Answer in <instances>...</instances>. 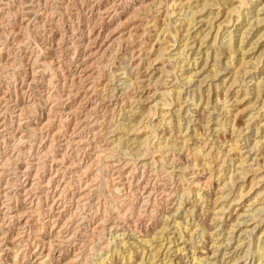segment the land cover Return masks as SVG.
Here are the masks:
<instances>
[{
    "label": "bare ground",
    "instance_id": "6f19581e",
    "mask_svg": "<svg viewBox=\"0 0 264 264\" xmlns=\"http://www.w3.org/2000/svg\"><path fill=\"white\" fill-rule=\"evenodd\" d=\"M39 1L45 3L44 7L41 10V13L42 14L47 13L48 15L51 16V18H53L52 16H53V14H55L54 13L55 10L48 9V7H47V1L48 0H37L36 2L38 3ZM57 1H59V0H57ZM257 1L258 0H179V1L178 0H172L171 1L172 3L168 2V9L165 10V14L163 13L164 14V17H163L164 22H162L163 24L166 23V25H168V22L166 21L167 17H169V15L173 16L177 11L176 10L177 8L175 9V7H174L175 5H180L182 7V9L185 8L184 7L185 5L191 7L190 11L186 12L187 14L185 13L186 17L184 16V19H183L184 22L182 21L183 22L182 25L184 26V29L183 30L181 29L182 32H180V34L181 33L182 34L180 36L181 37L180 41H182L183 43H181L179 45L182 47L181 48L179 47L178 48L179 51L177 52L178 54L173 55V57H172L175 59V64L177 63V65H174L171 69H165V67L162 68L163 65H162V67H161V65L156 66L152 70L157 69L156 71H159L158 77L156 76V77H154V79H152L153 77L149 78V76H148L149 79H147L145 77L147 79V80H145L140 75L142 73V71H140V69H139L141 66L140 65L141 61H142L141 59H140L141 61L136 62V64L135 65L133 64V66H128V64H130V63H126V64L124 63V65L121 66V69H123V71L119 72V73H122L120 76L121 78L119 80H121V79L123 80L120 83L124 84V86L118 90V91H120V93H118V91H117L115 94L113 93L112 95L114 97H116L117 93L120 94L118 96L121 100H119V98L117 99V97H116L115 98L116 99L115 105H118V107H119V109L117 108L118 114L121 115L122 111H125V114L122 118H119V119L116 118L115 120H113V119L109 118L108 123L105 125H103V123L101 125H99L100 123L98 121V117L91 118V117H93V116H91L92 113L96 111L98 104H99L98 103L99 101H94V99H95L94 98V94H95L94 77L96 75L95 74L96 70L94 69L93 66H95L97 63H100V62L102 64V60H103L104 55H106V52H108L112 48H114L115 45L117 43H119L120 41H123V40L133 41L134 38L139 37V35H141V33L138 34L139 29H141L140 26H141V24H144V23H138V24L131 25L130 29H128L126 31H121L118 35H115V33L118 30L119 26L122 25L124 22L128 23L130 21H133L134 19L136 20L138 18L137 16H138L139 12H142V13L150 12L151 9L154 6H156L157 3L162 2L161 0H152V1L149 0L148 2L141 0L138 4L136 2V4H137L136 6L133 5L134 8L130 7L129 9H127L126 7H122L123 9H121V10H119V8L116 5H114L113 1H112L113 4L111 2H109V3H111L110 6H109V4L107 6L105 3L102 4V3L96 2L92 6L90 5L92 7L93 11L91 12V17L88 15L89 16L88 18L86 16L80 15V13L83 12L82 8H81L82 5L80 7L79 6L77 7V8H80V11H76L74 13H73V11L72 12L67 11L68 9H65L64 11H63V9H60L61 17H59V19H58L59 22L58 21L49 22L51 24V26L46 28V29H50V31L52 32L51 35H53V37L51 36L49 41L43 40V42H44L43 46L40 44H37V47L39 46V48H41V49H44V47H45L47 54H48L47 56H45L46 58L43 60H40L41 62H39L40 64H38V66L39 65L42 66L41 69L37 70L36 65H35L39 61L40 57L34 59V61L32 60L33 61L32 64L29 62L24 63V66H26V68H28V67L31 68V71H28L29 69L25 70L26 69L25 68L20 73L21 75H18V78H20V80H19L20 85L18 86L19 83L15 84V86H14L15 89H12V90H10V88L6 87L5 91H3V93L0 94V136L4 135V133L5 134L11 133V135L13 136L14 130H17L18 133L21 132V136L24 135L23 130H24V132H25V130H30V131L32 130L33 132L35 131V133L36 132L41 133L43 131L45 132L46 130L49 129V127H47V126L50 123V116H47L46 120H42L41 117L39 118V116H42V113H41V115H38V111H39L37 109V104H39V103H37L38 100H37V98H34V96L32 95L33 93H30V95L28 93L30 91L33 92V89L37 86L36 84L39 83V80L37 79V76H36L37 71H39V70H45L46 71L49 69H50V71H55L56 69H57L56 71H58V70L62 71L63 70L64 72L62 73L61 77H63V75L67 73L64 76L63 84L66 85V82H67L66 80L68 79V81H70L69 88L67 91H65V92L63 91V93L60 91V93H57L55 97H57L59 105L61 103H63L62 109H65L70 104H71V107L69 108V110L66 113L62 112L63 110L57 111V113H60L63 116L65 115L66 116L65 118H67V119H73L74 125H72L71 128H68L67 127L68 125L66 126L69 129L70 134H66L64 132V129L62 130L60 128L53 130L52 135L54 136L55 139H57L56 137L59 135H64V138H62L61 142L59 143L60 146L58 148L61 150V152H59V153L55 152L56 148L54 147V143H50V142H49V144H47L48 147L44 151H43V149H41V151L45 154H48L47 152H49V151H53L52 154H54V152H55L54 156L53 155L52 156L54 157L55 160H57V162L60 161L62 163L67 161L66 157H67V155H69V154L66 155L65 149L72 147V145H76V147L78 149L82 148L86 152L88 151V149L101 150L97 154L93 153L95 155V158L94 159L92 158L93 160H91V159L89 160L90 162H88V163H90V165H92V163H94L95 160L98 159V156H100V154L103 152L105 153V155L107 157L110 156L111 158L113 157L112 155L120 153L122 156H124V161L126 160L125 157L129 158V160L127 159L128 161H130V158L134 159V160L132 159L133 162H128L127 160H126V162H123V159L121 162V161H119V160H121V158L119 160H117L119 162H117L115 160H114V162L109 161V163L104 161L103 165H104V168L107 167L110 170L111 169L113 170L112 177H111V179H109V181H112L111 182L112 185H110V184L108 185V186H111L110 189L112 191H115L118 193V192H122V191H119L121 189L129 190L128 192H130L132 195H136L139 199V202H141L140 205L138 206V208H137V206L134 208L131 207L132 209H129V208L124 209L123 208L120 212V214H121L120 219H118L117 222L115 221L116 222L115 227L125 228L129 232L132 231L133 234L138 235L139 245L130 244V245L126 246L127 241L122 240L120 242H123L122 244L125 247H123V248H121V247L118 248V246L113 247L114 254L113 253L109 254V253L104 251L105 252L104 255L103 256L101 255L99 257L100 260L96 264H116L115 263L116 258L113 259V256H112V255H114V257H115L116 254H119V257H120L119 260H122V261H120L122 264H171L172 262H174V264H185V263L186 264H205V262H209V261H210L209 263H212V260L214 259L212 257V255H216L215 252L214 253L211 252L212 253L211 254L210 251L206 249L208 247V245L199 247V246H197V243L199 241H203L205 243L212 242V240H209V239L210 238L212 239V237H213L211 229L214 228L213 227L214 225H212L209 220L214 221V219H216L217 221H220V222L225 221L224 220V217H225L224 213H225L226 209H228V208H226V206L223 204L220 207H218V209H217L216 208L217 206L215 207V205L218 202L217 199H220L223 196L222 190L228 185H232V187H233L234 183H235L233 176H232L234 173L232 175L229 174V176L227 175V177L226 176L224 177V174L226 173V172L224 173V170H225L224 163H226L225 159H227L226 156H229L230 153L235 151V152L239 153L238 158L241 160L240 162L242 164H245L244 162H245L246 158L243 157L244 153L242 154V151H241L242 149L239 150V147H238L239 145L236 144L238 139H235L234 142L229 143V148L225 152H223L224 149L222 150L223 147L221 145V142L219 145L218 133H217V137L215 139L213 137L211 139H210V137H208L207 129H209V128L212 129V124H210V121L212 119L210 118L209 109H207V107H204V108L202 107L203 108L202 111H198L200 109L191 110L192 109L191 107H189L187 109L189 112L190 111L192 113L194 112V114L192 116L193 119L190 117V120L192 119V121H193V126H194V124L195 125L199 124V125L196 127L195 126L192 127L190 129V131H192L191 133L187 132L188 128L190 127V125L189 126L187 125V130L185 131L184 134H182V132H183V129L181 127V120L182 119L178 116V114H180V111L182 108V105H181V100H182L181 90L182 89L180 90L179 88L176 89L174 87L170 88V87L166 86V89H163V90L160 89L162 91L161 95H163V98L159 97V99H158V97H157V100H155L156 97L155 98L153 97L155 92L150 94L151 90L147 91L149 88L146 90V87H148L151 84L154 85V83L156 84L157 81L162 80L161 82H164L163 81L165 79L164 77H168V76L163 75L164 72H169V74H170V71H172L174 69H175V71H177L176 68L179 70H183L185 62L188 65L187 59H190V56L192 55V53H197V51H198V53L201 54L202 52H204V54H206V57H205L206 62L204 61V64H205V66L206 65L211 66L210 67L211 68L210 74H212V77L213 76L217 77V75L222 70L221 68L223 66H225V65H228V67L230 66L231 71H229V72L231 74L229 75L230 78L228 80V82L229 81L230 82L227 85L224 84V82L226 81L225 79H227V77L225 76L226 78L223 77L221 79V81L217 82L216 84H213L212 81L209 82L208 87L205 89L203 88L204 90L201 88V86H198L193 91V95L191 97L192 101H193V105L198 104L197 100H199L201 102L203 100L202 104L205 103L204 105H209L211 102H213L214 105L212 104V106L214 109L217 110L218 105L220 104L219 105V106H221L220 111L222 110L223 114L226 117H224L225 119L223 122H221V120H219V118H217L216 122H215L216 125L213 122V124H214L213 128L216 126L215 131H219V133H220L222 131L221 129L223 127L225 128L226 124H229L232 126L233 132H237L238 133V134L236 133L237 135L241 134V132H243V130H244L243 126L246 125L247 123L246 124L245 123L240 124V123L236 122V120H237L236 118L238 117L237 115H239V113L241 111H244L246 109H251L253 106L255 108V105L259 104V103H256L259 101V99H262V102L259 101L261 104V107H258L259 109H257L258 112L255 114V117H256V115H259L261 113L260 110H262L264 108V97L261 96V92H262L261 88L262 87L260 88L261 85H264V81H261L264 78L259 80V81L254 82L255 87H253L254 89H253L252 94H251V96L253 95L252 98L246 100V102H247L246 106H244L242 108H239V106H237L234 109L235 112H232V110H231L233 108L232 103L230 102L231 104L230 103L228 104L227 102H229L230 100H232L233 103H235L237 101L238 102L242 101L243 99H245V96H247L246 94L249 93L248 91H250V89L244 90V93L242 92V94H241V95H243L244 98L239 99L237 96L240 95L239 89H241V88H238L235 91V96L234 97L232 96L233 99H230V98H228V95H225V91H224V95L220 94L218 88L221 87L220 86L221 84L222 85L224 84V86H227L226 88L224 87L226 92H229L230 89L233 90L235 88L236 82L238 84V82H240V81L242 82V80L245 81V78H243V79L239 78V76L243 77V73H244V71H243L244 69L241 70L240 65H239L240 64L239 61L240 60L242 61V56L235 63L234 58H233V53L238 51V50H240V53H242V50H244L241 43L244 41V38L246 37L244 32H246L247 28L245 29V31L242 30L244 27V24L241 27H239V30L241 31V35L239 37L238 43H234L235 41L232 42L233 41V35H231V34L233 31H232V29L231 30L227 29L223 34L225 35L224 37H228V40L223 41L221 44H219L218 47H219V49H222V50H221V52H219V50L216 51V53H214V55H213L214 56L213 58L211 57L210 52L207 49L208 47L206 49L203 48V49H205V51H203L201 47L203 46V43H206L205 41H206L207 37L209 36L211 29L214 28L213 19L218 15V12H219V11H217V12L214 11L215 8H213V6L219 4L218 5L219 8H220V6L224 7L223 8L224 12L222 13V15H224V17L219 23H217V30H216V33H215L214 38H213L214 42H215V41H217L216 39H217V36L219 35L220 28L223 25L222 23H224L225 25H228L232 20H235V19H232L233 16L230 17L231 13L237 14V20H238V18L243 14L240 7L241 8L243 7L247 10V8L249 9V7L251 6V4H252L251 2L256 3ZM236 2H238V3L235 4ZM75 4H77V3H75ZM160 4H157V6ZM162 4H163V2H162ZM157 6H156V8H157L156 10H158V12H156V13H160L159 12L160 9H158L159 7H157ZM186 8H188V7H186ZM3 10L0 7V12L3 13ZM27 10H25V11L27 12ZM35 10H37V12L40 11L38 9H35ZM203 10H205V11L203 12ZM216 10H218V9H216ZM85 12H86V10H85ZM87 12H88V10H87ZM112 12H113V14H112ZM179 12H180V10H179ZM119 13H126V16H125L126 18L124 20L122 19L123 21H119V23L116 22V25L112 27V25H110L109 23L115 17H117V15H119ZM228 13H229V15H228ZM178 14L179 13H176V15H178ZM245 14L247 15V14H249V12L246 11ZM27 15L28 14H25L24 16H22V18H21V20H19V22L16 21V22H13L12 24L10 23V25L12 26L11 30L17 29L15 31L16 32L15 39L13 40V41H15V43H22V40L23 41L26 40L25 38H24L25 40L22 39L21 35H23L25 30H27V28L30 25L29 23L31 21H28L23 25L20 23L25 22L27 19L28 20L31 19L30 16H27ZM82 15H83V13H82ZM157 16L158 15H155L153 17V19H155ZM139 17H140V15H139ZM49 18L47 19V21L49 20ZM153 19H152V21H155ZM52 21H54V20H52ZM198 22H201L203 25H206V26H204V28H201L202 27L201 26L202 24H201V25L196 27ZM259 22H260V20H259ZM0 23H1V19H0ZM60 24H62V26H63L62 30L59 27ZM163 24L160 27L158 26L157 30L159 28H160V30L156 32V37L158 39H161L160 37L162 35L163 36L165 35V37L162 39L163 40L166 39V40L163 41L161 39L162 42L161 43L159 42L160 45L158 44L159 46L156 47L155 51L152 52V55L154 53L156 54V55H154V57H152V59H151V55H148V56L145 55V58H147L145 60V63L148 64L147 67L144 66L145 71L148 69L149 66H151V64L153 65L154 63H156L157 59L158 60L159 59L160 60L165 59V58L162 59L161 57H164L163 55L166 56L165 53H167L168 50H170V49H168V47H169L168 43L172 44V41L168 42V41H170L169 40L170 37H169V39L167 38L168 35H171L172 37H174V42L176 40H178L177 36L179 34L176 35V33H175L176 30L173 31L170 28H167V26L165 28V26ZM233 24H234V21H233L232 25ZM41 25L43 26L42 22H41ZM182 25H181V27H182ZM194 27H196V28L194 29V31L191 32V29ZM42 28H44V26ZM155 28H156V26H155ZM223 28H225V27H223ZM102 29H108V32L106 34H104V38H103L104 41H101V43L98 44L99 37L102 36V34H103ZM2 30L7 31L6 28H5V30H4V28ZM3 31H2V33H3ZM137 31H138V33H137ZM8 32L7 33L5 32V34H8ZM86 33H87V36H86ZM258 33H261V32H258ZM262 36H264V32H263V34H259V36H257V39H255L256 40L255 43H257L258 39H260ZM0 38H1V36H0ZM190 38H192L193 40ZM109 39H111V41H109L107 43V41ZM155 40H157V39H155ZM189 40H192L191 41L192 44L190 43ZM174 42H173V44H175ZM197 42H199V47H198V49H196L197 51L194 52L195 51L194 50V47H195L194 44H196ZM96 43H97L98 47L95 49L94 45ZM133 43H134V41H133ZM153 44L150 46L152 47ZM207 44H209V43H207ZM212 44L213 43H211V45ZM248 44H249V49H252L256 46V44L253 45V42H248ZM3 45H5V44H3ZM3 45L0 44V54L3 53V47H4ZM54 45H57L58 48H60V53H67L68 51L74 49V52H73L74 55L82 54L81 61L76 65L77 68L75 66L73 67L72 66L73 64L71 65V67L68 65L69 63L67 65H65V62L63 61L65 58L63 60H60L59 59L60 57L58 58V55H57L58 53L56 54L54 51ZM134 46L135 47L132 50V52H133L132 58H130L132 60L138 59L141 57L140 53H138V52H141V48L136 46V45H134ZM170 46H172V45H170ZM151 47H148V48H151ZM261 47H264V45ZM191 49H192V51L189 52ZM8 50H9V48H8ZM223 50H225V51L223 52ZM111 51H113V50H111ZM150 51H151V49L146 48L145 51L144 52L142 51V52L144 55V54H148L147 52H150ZM169 53H170V51H169ZM220 53L226 57V59L223 63H222L221 58H220V56H221ZM174 54H176V53H174ZM260 54H261L260 56L264 55V49L261 50ZM7 56L8 55H6V59L4 58L5 59L4 61H2V62L0 61L1 68L2 67L8 68L12 64L9 61L10 58H8ZM167 56H169V55H167ZM171 56H169V57H171ZM169 57H167L168 60H169ZM194 57H195V55H194ZM210 57H211V60L209 59ZM19 58L21 59V57H19ZM195 58L193 60L197 59V58L196 59ZM14 60H15V58H14ZM27 60H29V59H27ZM70 60H72V59H70ZM191 60H192V57H191ZM212 60L214 61L212 64L208 62V61H212ZM22 61H23V59L21 61H18L19 63H21L20 66H22V64H23ZM171 62H173V61H171ZM162 63L164 64L163 61H162ZM159 64H161V63H159ZM189 64H191V61ZM219 65H221V66H219ZM11 66H13V65H11ZM20 66L14 65L15 68H18ZM132 67H134V70H132ZM65 71H67V72H65ZM116 71H118V70H116ZM175 71H174V73H175ZM190 71H192V67H191V69L189 68V70L187 72H190ZM13 72H14L13 76L16 75V77H14V79L16 81L17 80V74L15 71H13ZM133 72H134V74H132ZM177 73H178V71H177ZM196 73L194 71V72H191V74L186 75L185 72H181V75L184 79H186V83L189 82V84H190L193 76ZM206 73L208 74L209 72L207 71ZM241 73H242V75H240ZM23 74H24V76H23ZM157 74H158V72H157ZM51 75L47 79L44 78L43 79L44 81H41V82L42 83L44 82L48 85L52 84L53 83V77ZM134 75H136V76H134ZM152 75H154V74H152ZM174 75H176V73ZM181 75H179V76H181ZM177 76H178V74H177ZM24 77H27V78L25 79ZM140 77L143 79H140ZM108 80H109L108 81V83H109L112 79H108ZM201 80H203V78ZM140 82H141V84H139ZM163 84H165V82ZM24 85H26V88ZM140 87H143V88L140 89ZM150 87H153V86L151 85ZM144 88H145V92H148L147 95L146 94H145L146 96H144V94L139 95V89L143 90ZM106 89H107V87H106ZM116 89H117V86L112 85L110 87L109 91L115 92ZM157 89H158V85H157ZM42 91L44 92L45 89ZM137 91H138V93H136V95H133V93L137 92ZM196 93L197 94L199 93L198 98L196 97L197 96ZM172 94H175L176 96L173 97ZM227 94H229V93H227ZM212 95H216L215 100H213L214 98L212 99ZM25 96L30 97V99L27 98L28 99L27 100L26 98H24ZM143 96H144V98H143ZM168 96H169V98H168ZM170 96H171V98H170ZM151 97L154 98L151 100V102L154 100H155V102H152V104L151 103L149 104L148 101H150V100H148V99H151ZM48 99H49V94L45 97L44 100L48 101ZM253 99H255V101H253ZM110 100H111V98H110ZM146 100H147L146 104L148 103L149 106H146V105L143 106L142 105V103L145 102ZM175 100L177 101V106H178V113L176 115L177 117H176V121H175L176 125L172 124V122H173L172 118H168L171 115V114H169V108H170L171 104H173V101H175ZM126 101L129 104L128 107L123 106V104L126 103ZM134 102H136V104H139V106L138 105H137L138 107L134 106V104H133ZM191 104H192V102H191ZM59 105H57V106H59ZM159 105H160V108L158 109L159 120L156 121L155 123L154 122L148 123L149 121L144 122L143 118L145 116H147L148 114L154 113L153 112L154 106H155V108H157L156 106H159ZM228 107H230V108H228ZM105 109H107V108H105ZM155 112L157 113L156 109H155ZM230 115H231V117H230ZM253 115L254 114H252L250 112L248 115L249 118L247 117L246 119H248V120L252 119ZM69 116L71 118H69ZM113 116H115V115L113 114ZM152 116H153V114H152ZM32 117H33V121H35V122L30 123L29 120H31ZM149 117H151V115ZM146 119H148V118H146ZM146 119H145V121H146ZM229 121H232V122L229 123ZM259 122H263L261 124V126H263V129H262L263 135H262V138L258 137L259 139H256L253 141L255 143H253L254 145L252 144L253 145L252 148L255 149L257 146H259L260 152H259V150L257 152H259V155L261 154V158L257 154L258 156L257 157L255 156V158H254V160H255L254 164L250 165L249 168L247 167L249 165L245 164V165H247L246 169L250 172L249 175L247 174L248 173L247 171H244L241 173V170H243L242 168L244 165H240V166H242V168L238 172L239 173L238 177L240 179H242V182L238 184V187L236 186V193L233 195L234 197L231 199L232 200L231 204L233 203L234 205H236L235 206L236 208L234 207L236 210L238 209V207H237L238 204H242L241 208H239V209H243L244 213L247 212L248 209L246 207H247V205H249L246 203V201H250L253 197L256 199V197L258 198V196H260L264 192V184H262L260 189H258V191L255 193V195L253 197L246 199V197L248 195H251L249 193H253L254 191H256L255 189H256V186L258 185L259 181L264 180V116L262 118V121H258L257 124ZM164 126H165V128L163 129ZM217 126H220V127H217ZM10 127L13 128L11 131H10ZM166 127L168 130H166ZM260 127L258 126L257 130H256L258 134H259ZM164 131H165V133L162 134V132H164ZM32 134H34V133H32ZM88 134H90V137L88 136ZM102 134H106V136L104 137V136H102ZM111 135L112 136L115 135L116 137L111 139L109 137ZM187 135H189V136L187 137ZM87 136L89 137L88 139L85 138ZM197 136H199L198 139L201 138V140H200L201 142L198 144L199 141L196 140V142L194 141L195 142L194 144H190L191 143L190 140L192 138L194 139ZM19 137H20V134H19ZM108 137L111 140L110 139L108 140ZM42 139L43 138L41 137V140ZM42 141H43V143H41ZM42 141L40 142L41 144H39V145L41 147L43 146V148H44L45 146L43 144H44L45 140H42ZM97 141H102L104 144H106V143L111 144V147L110 146H109V148L108 147H102L104 145H100ZM133 143H134L135 147L130 148L129 146H131V144H133ZM120 145H122V146L127 145V146H125L126 147L125 149H122V148L120 149ZM74 150H75V148H74ZM237 150H239V151H237ZM76 151H78V150L76 149ZM156 152H158L157 154L160 155L159 161H158V159L156 160V157L154 155H152L151 161H149L150 160V158H149V160H148L149 162L148 161L141 162L140 166L142 169V171H141L142 174L140 175V178H136V176L138 177V175H139V172H138V175H135L137 173V170L139 169V166L137 165L136 159H139L140 157H145V156L147 157V155L149 153L154 154ZM38 155H40V154H38ZM84 155H85V153H84ZM70 157H73V156H70ZM5 158H6V160H8L10 158V156L8 155ZM88 158H89V156L87 157V160H88ZM70 159L71 158L68 159L69 162H67V165H66V167H68V169H69L67 181H61V180L59 181V178H58V181H56L58 175L55 173L56 172L55 171L54 172L55 174L54 173L50 174L44 181H33L31 183V185H28L29 184L28 180L30 178V174L25 173L26 176H25L24 181H23L24 183L21 182L19 184L20 188L23 191V193L20 195L21 197L16 196L17 198L15 199V204H11V205L6 206L8 209V212H9L8 215L10 217V220L16 221V223L14 225H16V224H18V225L15 227L16 228V232H15L16 234L12 238L8 237L9 240H6V236H5L6 234L2 235L0 233L1 234V236H0V251H1L0 252V261H2V260L4 261V259H5L4 256H6L10 253H13V252L15 253V258H16V256L18 257V254L21 251V250H19V248L21 247V245H23L22 242L24 241V244L29 245L32 248H33V243H35V248H33L32 252L36 251L37 249L41 250L39 252V254L36 256V262L34 264H45V263L49 264V262H52V261H53L52 263L55 262V264H74V263H78V260H80V259L84 260L83 263H88L89 259H88V257H86V258L83 257L82 250L77 249L78 250L77 252H74L72 255H70L69 253H65L64 248H63L67 245V243L70 241V239L73 238L72 236L76 235V234L72 235L73 232L71 233V222L77 217H78L77 219H82V220L88 219L87 214L83 213L84 215L79 216L80 215L79 211H82L83 208L86 205H88L89 200L92 198V197L90 198V196L92 193L91 187L93 186V181H88V182L84 181L85 185L83 186L82 181H73V180L71 181V180H69V179H74V178L78 177V174H77L78 173V167L81 166L79 163L80 161L75 162V160H74L75 158H73L72 160H70ZM82 159H84V158H82ZM182 159H184V160L182 161ZM1 161H0V169H2V167L5 165L4 163L6 162V161L5 162L4 161L1 162ZM96 162H98V161H96ZM139 163L140 162H138V164ZM167 164L172 165V168H174V170H175V168H178L176 166L179 165L180 168H178V169L180 170V172L179 173L175 172V174H171L170 170H168L166 168ZM87 165H89V164H87ZM103 165L101 164V166H103ZM130 165H132V166H130ZM150 165H152V167H154V168L151 167V169H146V167H148ZM94 166H95V163H94ZM101 166L100 167L98 166V167L101 168ZM85 167L87 168L88 166H85ZM85 167L83 166L82 168L84 169ZM128 167L130 168L129 170H127ZM62 169H64V167H62ZM244 169H245V167H244ZM159 170H161V173H159ZM171 170H173V169H171ZM126 171H127V175H125ZM151 171H153V172H151ZM145 173H147V174H145ZM162 174H165L168 177L167 179H170V180L176 182L175 186H174V190H173V193H174L173 198H175L178 195L179 199H177V200H179V201L176 202L177 207L175 208V211H178V209L181 207V205H183V203L186 201L187 197H193L194 199H192V198L187 199L188 202H187L186 206L188 204H191V205H188L186 213L189 212L191 216L193 215L192 217H195V216L199 217V219H197V220L195 219V223H197V224L193 223L192 225H190V223L188 224L187 222L186 223L184 222V224H183V223H181L182 221H176V218H172L173 221L175 222L174 224H177L176 228H178L177 234L179 236L178 237L176 236V238H171V235L169 234L170 235L169 236L168 232H165L166 228H168L167 226L169 225V219L171 217V214H169L170 211L168 210L166 205L164 206V209H163L164 210L163 214H165V218H164L165 220L164 221H161V220L160 221L159 220L154 221L153 222L154 224L149 228L147 227V224L149 225V223H151L150 221L147 222L146 224H143V225L141 224V222L143 220H146V217L149 216V214L153 212L152 211L153 207L155 206V204L158 201V195L163 194L166 191L165 189H161L162 188L161 183H160V186H157V182L160 180L159 178ZM188 174H190V175H188ZM147 175H150V176H147ZM151 175H153V177H151ZM1 176L2 175H1V171H0V178H2ZM95 176H97V175H95ZM175 176L178 177L177 180H175ZM142 177H143V179L140 182V179ZM61 178H64V177H61ZM133 179L137 180L135 184L133 183L134 182ZM214 179H216V180H214ZM219 179H220V181H219ZM162 180H164L163 177H162ZM212 181L214 183L217 182L218 189H216V190L219 191L220 193H222V195H220V193H219V195H217L214 200H213L212 195H211ZM38 183H40V184L42 183V185L39 184L37 186ZM221 183H223V184H221ZM162 184H163V187H165L166 183L164 182ZM102 186H101V188H102ZM134 186H136L135 189H134ZM96 187H97V185H96ZM170 187H171V185H170ZM232 187H231V189H232ZM35 188H39V189H38V192H35L36 195L33 198L32 197V191ZM98 190H97V192H98ZM201 190H203V191H201ZM1 191L2 190L0 189V194L2 193ZM67 192H69L71 194V196H68L69 199L67 198V195H66ZM107 195H106V198H108V196H110V195H108V196ZM119 196H121V195H119ZM50 197L51 198L53 197V200H52L53 202H51L50 203L51 205L47 208V209H49V211L47 210L49 212L48 216L46 217L47 219L44 222H41V224L43 226H39L36 228L35 227L36 225H34L32 222V220H34L35 214L37 213L36 208L33 207V204H34L33 200H35V198H36V199H40V201L41 200L46 201ZM12 198H13V196H12ZM103 198H105V197H103ZM97 199H99V198H97ZM209 200L211 201V205H209V207H206L207 201H209ZM69 201H71V202H69ZM114 201L116 202V200H114ZM253 202H254V200H253ZM253 202H251V204ZM99 203H100V201L98 200L97 201L98 206L96 209L94 207V209L96 210L95 211L96 214H98L100 212L101 220L99 222H97V224L94 227H92V230L95 229L96 231L97 230H99V231L103 230L104 231V229H106L105 221L107 219H106V216L103 214V212L99 211L100 209H102V203L103 202L100 203L101 205ZM72 204H73V206L71 207ZM212 204H214V207L212 209H210L211 208L210 206H212ZM104 206H107V205H104ZM3 207H4V205H3ZM40 207L41 206L38 207L39 210H40ZM229 207H230V205H229ZM42 208H43V206H42ZM43 209H45V208H43ZM120 209H121V207H120ZM199 209H200V212L198 211L199 212L198 214H194V212H195L194 210H199ZM256 210H257V208H256ZM0 212H2V211H0ZM82 212H85V211H82ZM172 212H173V210H172ZM239 212L240 211H238L236 213V214H238L237 217L230 224H228L227 228L225 227L227 233H229L230 231L233 232V228H235V227H233V225H234L233 223L240 222V221H238V217L242 213L239 214ZM95 213H94V215H95ZM37 214H39V213H37ZM41 214H42V212H41ZM132 215L136 216L135 220H132V218H131ZM252 215L254 216L253 218H255L257 216L256 212H253ZM216 216H218V217H216ZM250 216H251V214H250ZM126 217H128L130 222H125V220H122V218H126ZM214 217H216V218H214ZM62 218L65 219V220H62L64 222H61ZM0 219H2V218H0ZM186 219H188V218H186ZM261 219L262 218L260 217V220ZM6 220H9V218ZM138 220H139V222H138ZM5 221L2 220L0 222H5ZM41 221H42V219H41ZM196 221H198V222H196ZM208 221L211 225L208 224ZM78 222H80V221L78 220ZM119 222H122L123 225L122 224L120 225ZM161 222H164V223H161ZM191 222H193V221H191ZM258 222H260V221H258ZM45 223H48V227H50L49 230H47L45 228V226H46ZM140 224L142 225V227L138 229L136 225L140 226ZM156 224H157V226L155 228L154 226ZM2 225H4V224L2 223ZM188 225H190L189 229H188ZM0 226H1V224H0ZM1 227H0V231H2ZM78 227H79V225H78ZM44 228L46 231L42 232ZM98 228H100V229H98ZM5 231H7V230H5ZM74 231H76V230H74ZM117 233L118 232H115L114 234L117 235ZM122 233H124V232L119 233L120 236ZM101 234H103V232ZM128 234H130V233H128ZM195 234H199V235H197L198 237L200 236L199 240L195 239ZM116 235H113V236H116ZM186 236H188V237H186ZM206 237H208L207 241H206ZM181 238H184V240L180 241V242H183L184 244H188L187 241H190L189 242L190 243L189 252H191V253L189 255L190 256L189 260H187L185 263H183L182 261L184 260L185 257H188V255L185 256L184 254H186V253H182V252L187 248L184 245H179L178 241ZM259 238H257V243L259 242L258 241ZM228 239H231V238H228ZM3 242H5L4 244H6L5 248H3L1 246ZM213 242H214V240H213ZM109 244H111V243L108 242L102 248L111 247V246H109ZM171 244L173 245V247H175V248H173L174 251L176 252L175 254H177V256L175 258L171 257V255H172V252H170L172 250ZM229 244H230V241H228L226 245L228 246ZM241 244H243V243L242 242L239 243L238 246ZM250 244L248 245L249 248L251 247ZM201 245H203V244L201 243ZM220 245H221V243H219L218 246H220ZM56 246L61 247V249L59 248L60 249L59 254L55 259L54 255L52 256V250H54V248ZM24 248L23 249L20 248V249L23 250L22 252H24V256H26L28 253L26 250H24ZM257 248L258 249L255 252L256 255L258 256L257 259L259 261V263L257 262V264H264V244H263V246H260ZM247 250H249V249H246V252L243 253L244 254L243 256H239L237 254H234L235 256H233V258L231 259L232 264H250V262L247 263V259L249 258ZM250 251L251 250H249L248 252H250ZM108 252H109V250H108ZM241 252H243V251H241ZM230 256H232V255H230ZM59 257H61V258H59ZM111 257H112V259H111ZM53 258H54V260H53ZM176 258H178L179 261L176 262L175 261ZM211 258H212V260H211ZM240 260H241V262H239ZM223 263H224V261L221 262L220 264H223ZM3 264H6V262H3Z\"/></svg>",
    "mask_w": 264,
    "mask_h": 264
},
{
    "label": "rangeland",
    "instance_id": "374dc122",
    "mask_svg": "<svg viewBox=\"0 0 264 264\" xmlns=\"http://www.w3.org/2000/svg\"><path fill=\"white\" fill-rule=\"evenodd\" d=\"M37 0H0V7L2 8V10H3V13L2 12H0V19H1V23H0V36H1V38H0V44H5V45H3L4 47H3V53L2 54H0V61L2 62V61H4L5 59H6V55H8L7 57L8 58H10V62L12 63L11 65H13V66H9L8 68L7 67H2L1 68V66H0V94L1 93H3V91H5V89H6V87H8V88H10V90H12V89H15L14 88V86H15V84H17V83H19V80H20V78H18V75H21L20 73L26 68V66H24V63H27V62H29V63H31L32 64V62L34 61V59H36V58H38V57H40V59H39V61L35 64L36 65V69L38 70V69H41V67L42 66H38V64H40L39 62H41L40 60H43V59H45L46 57L45 56H47L48 54H47V51H46V49H45V47H44V49H41V48H39V46L37 47V44H40V45H44V42H43V40H47V41H49L50 40V37L52 36L53 37V35H51L52 34V32L50 31V29H46V28H48V27H50L51 26V24L49 23V22H56V21H58L59 22V17H61V14H60V9H63V11L65 10V9H68L67 11H70V12H72L73 11V13L74 12H76V11H80V8H77L78 6L80 7L81 5L83 6H81V8H82V11L83 12H81L80 13V15L81 16H86L87 18L90 16L91 17V12L93 11V9H92V5L93 4H95L96 2H98V3H102V4H106L107 6H108V4H109V6H110V4L112 3V1H113V3H114V5H116L118 8H119V10H121V9H123L122 7H126L127 9H129L130 7H132V8H134V6H136L140 1L139 0H59V1H57V0H48L47 1V7H48V9H50V10H55V14H53V18H51V16L50 15H48L47 13H41V10H42V8L44 7V5H45V3H43V2H41V1H39L38 3L36 2ZM56 1V2H55ZM76 1V2H75ZM79 3H78V2ZM82 1V2H81ZM95 1V2H94ZM103 1V2H102ZM119 1V2H118ZM121 1V2H120ZM139 1V2H138ZM142 1H149V0H142ZM152 1V0H151ZM162 2H163V4H162V2H160V3H157V4H160V5H158L157 6V4H156V6L157 7H159L158 9H160V13H156V12H158V10H156L157 8H156V6H154L152 9H151V11L150 12H147V13H142V12H139L138 13V18L135 20H133V21H130V22H128V23H123L122 25H120L119 26V28H118V30L116 31V33H115V35H118L121 31H126V30H128V29H130L131 28V25H134V24H138V23H144V24H141V26H140V28L141 29H139V33H138V31H137V33L138 34H140L141 33V35H139V37H136V38H134V43H133V41H129V40H123V41H120L119 43H117L116 45H115V47L114 48H112L111 50H113V51H108V52H106V55H104V57H103V60H102V64H101V62L100 63H97L95 66H93L94 67V69L96 70V75H95V77H94V88H95V94H94V98L96 99H94V101H99L98 103V107H97V109H96V111L95 112H93L92 113V115L91 116H93V117H91V118H94V117H98V121H99V125H101L102 123H103V125H105V124H107L108 123V119L109 118H111V119H113V120H115L116 118H122L123 116H124V114H125V111H122V113H121V115L120 114H118L117 112V108L119 109V107H118V105H115V101H116V97H117V99L119 98V96L118 95H120V94H118V93H120V91H118L120 88H122L123 86H124V84H122V83H120L121 81H123L122 79L121 80H119L121 77V74L122 73H119V72H121V71H123V69H121V66L122 65H124V63L126 64V63H130V64H128V66H133V64L135 65L136 64V62H139V61H141V66H140V71H142V73L140 74L141 75V77H143L145 80H147V79H149V78H152V79H154V77H158V75H159V71H156V70H152L154 67H156V66H160L161 65V67H162V65H163V67L162 68H164L165 67V69H171L174 65H177V63L175 64V59L174 58H172L173 57V55H177L178 53V51H179V47L181 48L182 46H179L181 43H183L182 41H180V39H181V34H180V32H182L181 31V29L183 30L184 29V26L182 25V23L184 22L183 21V19H184V16L186 17V12H189L190 11V9H191V7L190 6H187V5H185L184 7L185 8H183L182 9V7L180 6V5H175L174 7H175V9L177 10L176 11V13H179L178 15H176V13L173 15V16H171V15H169V17H167V19H166V21L168 22V25H166V23H162V22H164L163 21V17H164V14H165V10H167L168 9V2L170 3L172 0H161ZM179 1V0H178ZM7 2V3H6ZM93 2V3H92ZM108 2V3H107ZM109 2H111V3H109ZM136 2H137V4H136ZM56 3V4H55ZM75 3H77V4H75ZM91 3V4H90ZM112 3V4H113ZM116 3V4H115ZM172 3V2H171ZM238 2H236L235 4H237ZM252 4H251V6L249 7V9L247 8V10L245 9V8H241L240 7V9H241V11L243 12V14L238 18V20H237V14H235V13H231V15H230V17H232V19H235V20H232L228 25H225L224 23H222L223 25H222V27L220 28V31H219V35L217 36V41H215L214 42V35H215V33H216V30H217V23H219L222 19H223V17H224V15H222V13L224 12V7H222V6H220V8H219V4H217V5H215V6H213V8H215L214 9V11H219L218 12V15L213 19V21H214V28H212L211 29V32H210V34H209V36L207 37V39H206V43H203V46L201 47L202 48V50L203 51H205V49L207 48L208 49V51L210 52V55H211V57L213 58L214 56V53H216V51H218L219 50V52H221V50L222 49H219V44H221L223 41H226V40H228V37H224L225 35L223 34L227 29H232V34L231 35H233V41L232 42H234V43H238V40H239V37H240V35H241V31L239 30V27H241L243 24H244V27H243V31H245V29H246V32H244L245 33V38H244V41L241 43L242 44V47H243V49L244 50H242V53H240V50H238V51H236V52H234L233 53V58H234V61H235V63L237 62V60L238 59H240L241 58V56H242V61L240 60L239 61V65H240V69L242 70V69H244L243 71H244V73H243V77H240L239 76V78H241V79H243V78H245V81H243L242 80V82L240 81V82H238V84H237V82L235 83V88L232 90V89H230V91L229 92H226V90H225V88L227 87V86H224V84L225 85H227L229 82H228V80H229V78H230V72L229 71H231V68H230V66L228 67V65H225V66H223L221 69V71H220V73L217 75V77H212V74H210L211 73V71H210V67L211 66H208V65H206L205 66V64H204V61H205V57H206V54H204V52H202L201 54H199L198 53V51L196 50V49H198V47H199V42H197L196 44H194V46L196 47H194V52H196L197 51V53H192V55L190 56V59H187V62H188V65L186 64V62H185V65H184V69L183 70H179V69H177L176 68V70L178 71V73H177V71H175V69L174 70H172V71H170V74H169V72H164L163 73V75L164 76H168V77H164L165 79L163 80L164 82H165V84H163L164 82H161V81H157L156 82V84L159 82H161L160 84L158 83L157 85H158V89H157V85L154 83V85L153 84H151L153 87H150L151 85H149L148 87H146V90L147 91H149V90H151V92H150V94L151 93H153V92H155V94H154V98H155V100H157V97H158V99H159V97L160 98H163V95H161V90L160 89H166V86L167 87H174V88H176V89H182L181 90V98H182V100H181V105H182V108H181V111H180V114H178V116L182 119L181 120V127H182V129H183V132H182V134H184L185 133V131L187 130V125L189 126L190 125V127L188 128V130H187V132L188 133H191L192 131H190V129L192 128V127H196V126H198L199 124H197V125H195L194 124V126H193V121H192V119H193V114H194V112L192 113L191 111L189 112L187 109L189 108V107H191L192 109L191 110H195V109H200V110H198V111H202L203 110V108L204 107H207V109H209V115H210V118L212 119L211 121H210V124H212V129H207V133H208V137H210V139L213 137L214 139L217 137V133H218V135H219V145H220V142H221V145H222V150H223V152H225L228 148H229V143H231V142H234L235 141V139H238L237 140V145H239L238 147H239V150H241L242 151V154H243V157H245L244 159H245V164H248L249 166H247V165H245V164H242L240 161V159L238 158L239 157V153H237V152H232V153H230L229 154V156H226V158L227 159H225L226 160V163H224V167H225V170H224V177L226 176L227 177V175L229 176V174L230 175H232L233 173V179H234V181H235V183H234V186L232 187V185H228V186H226L222 191H223V196H222V198H220V199H217L218 200V202L216 203V205H215V207L218 209V207H220L221 205H225L226 206V208H228V209H226V211H225V217H224V222H220V221H217L216 219H214V221L213 220H209L210 221V223L212 224V225H214L213 227V229H211V232H212V235H213V237H212V239L210 238L209 240H212V242H207V243H205V242H203V241H199L198 243H197V246H207L208 245V247L206 248L207 250H209L210 251V253L211 252H215V254L216 255H212V257L214 258L213 260H212V258H211V260H212V263H209V262H205V264H220L221 262H223L224 261V263L223 264H232V261H231V259L233 258V256H235L234 254H237V255H239V256H243L244 254L243 253H245L246 252V249H249V250H251L250 252H248L249 250H247V253H248V259H247V263H249L250 262V264H257V262L259 263V261H258V256L256 255V250L258 249L257 247H260V246H263V244H264V192L260 195V196H258V198L256 197V199L253 197L254 195H255V193L258 191V189H260V187L262 186V184H264V180H260L259 181V183H258V185L256 186V191H254L253 193H249V194H251V195H248L247 197H246V199H248V198H250V197H253L250 201L251 202H253V200H254V202L251 204V202L250 201H246V203L247 204H249V205H247V212L246 213H244L243 212V209H239V208H241V205L242 204H238V209L236 210L235 208V206L236 205H234L233 203L231 204V199L234 197L233 195L236 193V186L238 187V184L239 183H241L242 182V179H240L238 176V172L241 170V168H242V166H240V165H244L243 166V170H241V173L242 172H244V171H247L248 173V175L250 174V172L246 169L247 167L249 168L250 167V165H252V164H254V162H255V160H254V158H255V156L257 157L258 155H259V152H260V148H259V146H257L255 149H253L252 148V146L254 145L253 143H255V142H253L254 140H256V139H259V138H262V129H263V126H261V124L263 123V122H259L258 124H257V122L258 121H262V118H263V116H264V108L262 109V110H260V112L262 113H260L259 115H256V117H255V114L258 112V110L257 109H259L258 107H261V104H260V102H262V99H259V101L258 102H256V103H259L258 105L256 104L255 105V108H254V106L251 108V109H246V110H244V111H241L240 113H239V115H237L238 117L236 118L237 120H236V122H238V123H247L246 125H244L243 127H244V130H243V132H241V134H239V135H237L238 133L237 132H233V129H232V126L231 125H229V124H226V126H225V128L223 127L221 130V132L219 133V131H215V127L213 128V125L215 124V122H216V119L217 118H219V120H221V122H223L224 121V117H226L224 114H223V111L221 110L220 111V107L221 106H219L218 105V108H217V110L216 109H214L213 108V106H212V104L214 105V103L213 102H211L209 105H204V104H202L203 103V100H202V102L201 101H199V100H197L198 101V104L197 105H193V101H192V95H193V91L198 87V86H201V88L203 89H205V88H207L208 87V83L209 82H211L212 81V83L213 84H216L217 82H220L221 81V79L223 78V77H227V79H225L226 81V83L224 82V84L222 85H220L221 87H219L218 88V90H219V93L220 94H222V95H224V91H225V95H228V98H230V99H233V97L235 96V91H236V89H238V88H241V89H239V94L240 95H238L237 97L240 99V98H244L243 97V95H241L242 94V92L244 93V90H249L250 89V91H248L249 93H247L246 95L247 96H245V99H243L242 101H237V102H235V103H233L232 102V100H230L229 102H227L228 104L231 102L232 103V112H235L234 111V109L237 107V106H239V108H242V107H244V106H246L247 105V102H246V100L247 99H251L252 98V96H251V94H252V91H253V87H255L254 86V82H256V81H259V80H261V79H263L264 78V55L263 56H260L261 54H260V52H261V50L262 49H264V47H261V46H263L264 45V36H262L260 39H258V42L257 43H255V39H257V36H259V34H263V30H264V0H258L256 3H254V2H251ZM19 4V5H18ZM53 4V5H52ZM65 4V5H64ZM122 4V5H121ZM4 5V6H3ZM6 5V6H5ZM35 5V6H34ZM77 5V6H76ZM86 5V6H85ZM91 5V6H90ZM134 5V6H133ZM162 5V6H161ZM66 6V7H65ZM74 6V7H73ZM89 6V7H88ZM161 6V7H160ZM167 6V7H166ZM71 7V8H70ZM73 7V8H72ZM166 7V8H165ZM171 7V6H170ZM186 7H188V8H186ZM218 7V8H217ZM87 8V9H86ZM179 8V9H178ZM28 9V10H27ZM35 9H38V10H40L39 12H37V10H35ZM78 9V10H77ZM155 9V10H154ZM216 9H218V10H216ZM220 9V10H219ZM25 10H27V12L25 11ZM85 10H86V12H85ZM87 10H88V12H87ZM179 10H180V12H179ZM186 10V11H185ZM188 10V11H187ZM206 10V9H205ZM205 10H203V12L205 11ZM36 11V12H35ZM95 11V10H94ZM163 11V12H162ZM185 11V12H184ZM246 11H248L249 12V14H245V12ZM114 12V11H113ZM113 12H112V14H113ZM154 12V13H153ZM37 13V14H36ZM82 13H83V15H82ZM164 13V14H163ZM182 13V14H181ZM186 13V14H185ZM4 16H3V15ZM25 14H28L27 16H30V18L31 19H27L25 22H23V23H20V24H25L26 22H28V21H31L29 24V27L27 28V30H25V32H24V34L23 35H21L20 37L22 38V39H24L25 41H23L22 40V43H15V41H13L14 39H15V35H16V30L15 29H12L11 30V28H12V26L10 25V23L12 24L13 22H19V20H21V18H22V16H24ZM226 14V13H225ZM89 15V16H88ZM139 15H140V17H139ZM142 15V16H141ZM155 15H158L155 19H153V17L155 16ZM176 15V16H175ZM228 15H229V13H228ZM50 18H49V17ZM126 13H119V15H117V17H115L112 21H110V25H112V27L113 26H115L116 25V22L117 23H119V21H123L126 17ZM49 18V20L47 21V19ZM171 17V18H170ZM142 18V19H141ZM182 18V19H181ZM260 18V19H259ZM123 19V20H122ZM152 19L153 20H155V21H152ZM250 19V20H249ZM260 20V22H259V20ZM44 20V21H43ZM52 20H54V21H52ZM162 20V21H161ZM177 20V21H176ZM181 20V21H180ZM3 21V22H2ZM114 21V22H113ZM152 21V22H151ZM183 21V22H182ZM233 21H234V24L232 25V23H233ZM258 21V22H257ZM41 22H42V24H43V26H44V28H42L43 26L41 25ZM154 22V23H153ZM180 22V23H179ZM49 23V24H48ZM153 23V24H152ZM148 24V25H147ZM164 25L165 26V28H166V26H167V28H170L171 30H173V31H175V33H176V35H178L177 36V39L178 40H176L175 42H174V37H172L171 35H168L167 36V38L169 39V37H170V41H168V42H171L172 41V44L171 43H168L169 45V47H168V49H170V50H168V52L167 53H165L166 54V56L165 55H163L164 57H161L162 59L163 58H165L164 60H156L155 62L157 63H154L153 65L151 64V66H149L148 67V69L145 71V67H147V63H145V60L147 59V58H145V55L146 56H148V55H151V59H152V57H154V55H156L155 53L152 55V52L153 51H155V49H156V47H158L159 45H160V43L162 42V38H164L165 37V35L163 36H161L160 38L162 39H158L157 37H156V32L157 31H159L160 30V28L157 30V28H158V26L160 27L161 25ZM202 23L201 22H198L197 23V25H196V27L197 26H199V25H201ZM250 24V25H249ZM254 24V25H253ZM144 25V26H143ZM181 25H182V27H181ZM246 25V26H245ZM155 26H156V28H155ZM175 26V27H174ZM202 27L201 28H204V26H206V25H201ZM59 27H60V29L62 30V28H63V26H62V24H60L59 25ZM106 27V26H105ZM196 27H194V28H192L191 29V32L192 31H194V29L196 28ZM223 27H225V28H223ZM4 28V30H5V28H6V30L7 31H3L2 29ZM9 30H8V29ZM238 28V29H237ZM99 29V28H98ZM180 31H179V30ZM200 29V28H199ZM260 29V30H259ZM156 30V31H155ZM248 30V31H247ZM2 31H3V33H2ZM10 33H9V32ZM168 31V30H167ZM5 32L7 33L8 32V34H5ZM102 32H103V34H102V36H100L99 37V42H98V44L99 43H101V41H104L103 40V38H104V34H106L107 32H108V29H102ZM144 32V33H143ZM258 32H261V33H258ZM28 33V34H27ZM46 33V34H45ZM212 33V34H211ZM247 34V35H246ZM25 35V36H24ZM31 37H30V36ZM45 35V36H44ZM114 35V36H115ZM8 36V37H7ZM85 36V35H84ZM86 36H87V33H86ZM156 37V38H155ZM35 38V39H34ZM141 38V39H140ZM157 39V40H155V39ZM190 39H192V38H190ZM164 40H166V39H164ZM163 40V41H164ZM193 40V39H192ZM192 40H189L190 41V43L192 44ZM106 41V40H105ZM109 41H111V39H109L108 41H107V43L109 42ZM160 42V43H159ZM173 42L175 43V44H173ZM217 42V43H216ZM248 42H253V45L254 44H256V46L254 47V48H252V49H249V44H248ZM143 43V44H142ZM153 44V46L151 47L150 45H152ZM189 43V44H190ZM207 43H209V44H207ZM211 43H213L212 45H211ZM216 43V44H215ZM81 44V43H80ZM136 45V46H138V47H140L141 48V52H138V53H140V55H141V57L140 58H138V59H130V58H132V54H133V52H132V50L134 49V45ZM159 44V45H158ZM8 45V46H7ZM20 45V46H19ZM170 45H172V46H170ZM210 45V46H209ZM57 45H54V51H55V53L58 55V58L60 59V60H63L64 58V62H65V65H67L68 63V65L71 67V65L74 67H76V65L81 61V57H82V54H76V55H74L73 54V52H74V49L73 50H70V51H68L67 53H60V48H58V46L56 47ZM95 47V49L98 47V45H97V43L94 45ZM215 46V47H214ZM148 47H151V48H148ZM8 48H9V50H8ZM57 48V49H56ZM82 48V47H81ZM151 49V51L150 52H147L148 54H144L143 55V52L145 51V49ZM203 48H205V49H203ZM115 49V50H114ZM7 51V52H6ZM143 51V52H142ZM169 51H170V53H169ZM192 51V49L189 51V52H191ZM225 50H223V52H224ZM131 52V53H130ZM36 53V54H35ZM174 53H176V54H174ZM10 54V55H9ZM221 54V53H220ZM219 54V55H220ZM35 55V56H34ZM61 55V56H60ZM67 55V56H66ZM167 55H169V56H171V57H169V56H167ZM194 55H195V57L197 58H195L194 57ZM23 56V57H22ZM75 56V57H74ZM19 57H21V59L19 58ZM167 57H169V60H168V58ZM191 57H192V60H191ZM211 57L209 58L210 60H211ZM5 58V59H4ZM14 58H15V60H14ZM145 58V59H144ZM171 58V59H170ZM196 59V60H193V59ZM220 58H221V61H222V63L225 61V59H226V57L223 55V54H221V56H220ZM23 59V61H22V66H20L21 65V63H19L18 61H21ZM27 59H29V60H27ZM70 59H72V60H70ZM141 59V60H140ZM33 60V61H32ZM74 60V61H73ZM214 60V59H213ZM208 61L209 63H213L214 61ZM14 61V62H13ZM78 61V62H77ZM162 61L164 62V64L162 63ZM171 61H173V62H171ZM190 61H191V64H189L190 63ZM220 61V62H221ZM171 62V63H170ZM195 62V63H194ZM206 62V61H205ZM15 63V64H14ZM159 63H161V64H159ZM30 64V65H31ZM159 64V65H158ZM221 64V63H220ZM14 65L15 66H20V67H18V68H15L14 67ZM29 65V64H28ZM143 65V66H142ZM111 66V67H110ZM145 66V67H144ZM219 66H221V65H219ZM191 67H192V71H190V72H187L188 70H189V68L191 69ZM206 67V68H205ZM77 68V67H76ZM110 68V69H109ZM129 68V67H128ZM150 68V69H149ZM29 69V70H28ZM66 69V68H65ZM93 69V70H94ZM202 69V70H201ZM230 69V70H229ZM25 70H28V71H31V68H26ZM57 70V69H56ZM50 71V69L49 70H39V71H37V73H36V76H37V79L39 80V83H37L36 85L38 86H36L34 89H33V92L32 91H30L28 94L30 95V93H33L32 95L34 96V98H37V103H39V104H37V109L39 110L38 111V115H41V113H42V116H39V118L41 117V119L42 120H46V117L47 116H50V123H49V125L47 126V127H49V129L48 130H46L45 132L43 131V132H41V133H38V132H36L35 133V131L33 132L32 130L30 131V130H25V132H24V130H23V133H24V135L23 136H21V132L20 133H18L17 132V130H14V134H13V136L11 135V133L10 134H5L4 133V135H2V136H0V161L1 162H5L4 164V166L2 167V169H0V171H1V177L2 178H0V189L2 190L1 192V194H0V211H2V212H0V218H2V219H0V221H5L6 219H8L9 218V220H6L5 222H0V224H1V229H2V231H0V233L2 234V235H4V234H6L5 236H6V240H9V238H12L16 233V226L18 225V224H16V225H14L15 223H16V221H11L10 220V217H9V215H8V209H7V205H11V204H15V199L18 197V196H20L22 193H23V191H22V189L20 188V183L21 182H23L24 181V178H25V173H29L30 174V178H29V184L28 185H31V183L33 182V181H44L50 174H53L55 171V173L58 175V177H57V180L56 181H58V178H59V181L61 180V181H67L68 180V174H69V169H68V167H66V165H67V162H69L68 161V159L69 158H71L70 160H72L73 158H75L74 160H75V162H78V161H80L79 163H80V165L83 167H85V166H88L86 169L84 168H82L81 166L80 167H78V177L77 178H74V179H69V180H73V181H82V185L84 186L85 185V182H88V181H93V186L91 187V196H90V200H89V202H88V205H86L84 208H83V210L82 211H85V212H82V211H79V213H80V215L79 216H82V215H84V214H87L86 216L88 217V219H77V218H75L72 222H71V233H72V235L73 234H76V235H73L72 237L73 238H71L70 239V243L68 242L67 243V245L65 246V247H63L64 248V251H65V253H69L70 255H72L74 252H77L78 250H82V253H83V257L84 258H86V257H88V259H89V261H88V263H83V259H80V260H78V263H74V264H96L99 260H100V256L102 255H104V253L105 252H107V253H109V254H111V253H113L114 254V252H113V247H117L118 246V248L119 247H121V248H123V247H125V246H123V242H120V241H122V240H125V241H127V243H126V246H128V245H130V244H133V245H139V237H138V235H135V234H133L132 233V231H128V230H126L125 228H120V227H115L116 225H115V223L118 221V219H120V212H121V210L124 208V209H127V208H129V209H132V208H134V207H136L137 206V208H138V206L140 205V203L141 202H139V199H138V197L136 196V195H132L130 192H128L129 190H126V189H121V190H119V191H122V192H115V191H112L111 189H110V187L111 186H108L109 184L110 185H112V181H109V179H111V177H112V173H113V170L111 169H109V168H107V167H105L104 168V165H103V162L104 161H106V162H108L109 163V161L111 162H114V160L115 161H117V160H119L120 158H121V160H119V161H121L122 162V159H123V162H126V160L128 159L129 160V158L128 157H125V161H124V156H122L120 153L119 154H115V155H112L113 157L111 158L110 156L109 157H107L106 155H105V153L103 152V153H101L100 154V156H98V159L97 160H95V166H94V163H92V165H90V163H88V162H90L89 160L91 159V160H93L94 158H95V155L93 154V153H95V154H97V153H99L101 150H96V149H88V151L86 152L84 149H78L77 147H76V145H72V147H70V148H67V149H65L66 150V155L67 154H69L70 156H73V157H70L69 155H67V157H66V159H67V161H65L64 163H62V162H60V161H58L57 162V160H55L54 159V154H55V152H61V150L60 149H58L59 148V143L61 142V140H62V138H64V135H59V136H57L56 138L57 139H55L54 138V136L52 135V133H53V130H55V129H57V128H60V129H64V132L66 133V134H70V131H69V129L68 128H71L72 127V125H74L73 123H74V120L73 119H67V118H65L66 116L64 115H61L60 113H57V111H61V110H63L62 112H64V113H66L68 110H69V108L71 107V104L69 105V106H67L65 109H62V106H63V103H61L60 105L58 104V100H57V97H55L56 96V94L57 93H60V91L63 93V91L65 92V91H67L68 90V88H69V84H70V81H68V79L66 80L67 82H66V85H64L63 84V79H64V76L67 74H64L63 75V77H61L62 76V73L64 72L63 70L62 71ZM92 70V71H93ZM116 70H118V71H116ZM132 70H134V67H132ZM200 70V71H199ZM13 71H15L16 72V74H17V80L15 81V79H14V77H16V75L15 76H13L14 75V72ZM174 71H175V73H176V75H174L175 73H174ZM195 71V75L193 76V78H192V81L190 82V84H189V82H187L186 83V79H184L183 77H182V75H181V72H185V74L187 75V74H191V72H194ZM209 72L208 74L206 73V72ZM246 71V72H245ZM7 72V73H6ZM65 72H67V71H65ZM117 72V73H116ZM157 72H158V74H157ZM173 72V73H172ZM108 73V74H107ZM119 73V74H118ZM154 74V75H152V74ZM166 73V74H165ZM52 74V75H51ZM132 74H134V72L132 73ZM177 74H178V76L179 75H181V76H177ZM52 76L53 77V83L52 84H50V85H48V84H46V83H42L41 81H44L43 79L45 78V79H47L49 76ZM108 75V76H107ZM152 75V76H151ZM174 75V76H173ZM209 75V76H208ZM240 75H242V73L240 74ZM2 76V77H1ZM23 76H24V74H23ZM110 76V77H109ZM134 76H136V75H134ZM148 76H149V78H148ZM206 76V77H205ZM253 76V77H252ZM140 77V79H143V78H141ZM147 79H146V78ZM225 77V78H226ZM25 79L27 78V77H24ZM41 78V79H40ZM178 78V79H177ZM203 78V80H201ZM108 79H112L109 83H108ZM151 79V80H152ZM169 79V80H168ZM182 79V80H181ZM252 79V80H251ZM119 80V81H118ZM167 80V81H166ZM180 80V81H179ZM261 81H264V79L263 80H261ZM167 82V83H166ZM170 82V83H169ZM184 82V83H183ZM169 83V84H168ZM241 83V84H240ZM40 84V85H39ZM139 84H141V82L139 83ZM174 86H173V85ZM207 84V85H206ZM240 84V85H239ZM20 85V83L18 84V86ZM108 85V86H107ZM117 86V89L115 90V92H111V91H109L110 90V87L111 86ZM171 85V86H170ZM239 85V86H238ZM242 85V86H241ZM25 86V88H26V85H24ZM68 86V87H67ZM156 86V87H155ZM161 86V87H160ZM182 88H181V87ZM247 86V87H246ZM106 87H107V89H106ZM225 87V88H224ZM262 87V88H261ZM143 87H140V89H142ZM260 88L262 89V92H261V96H263L264 97V85H261L260 86ZM45 89V91L43 92L42 90H44ZM64 89V90H63ZM139 89V95H141V94H144V96H146L147 95V93L148 92H145V88L143 89V90H140ZM153 89V90H152ZM203 89V90H204ZM216 89V88H215ZM50 90V91H49ZM97 90V91H96ZM101 90V91H100ZM157 92H156V91ZM243 90V91H242ZM41 91V92H40ZM118 91V93H117V96L116 97H114L112 94L114 93H116ZM160 91V92H159ZM111 92V93H110ZM36 93V94H35ZM39 93V94H38ZM101 93V94H100ZM136 93H138V91L137 92H134L133 93V95H136ZM160 95H159V94ZM227 93H229V94H227ZM42 94V95H41ZM49 94V99H48V101H45L44 99H45V97L47 96ZM146 94V95H145ZM197 94V93H196ZM231 94V95H230ZM263 94V95H262ZM41 95V96H40ZM62 95V94H61ZM105 95V96H104ZM157 95V96H156ZM36 96V97H35ZM44 96V97H43ZM144 96H143V98H144ZM162 96V97H161ZM172 96L173 97H175L176 95L175 94H172ZM230 96V97H229ZM233 96V97H232ZM260 96V97H261ZM32 97V96H31ZM65 97V96H64ZM138 97V96H137ZM136 97V98H137ZM197 98L199 97V93L197 94V96H196ZM215 97H216V95H212V99L213 100H215ZM24 98H28V99H30V97H24ZM33 98V99H34ZM110 98H111V100H110ZM154 98H152L151 97V99H148V100H150V101H148V103L150 104H152V102H155V100L154 101H152L151 102V100L152 99H154ZM168 98H169V96H168ZM170 98H171V96H170ZM27 99V100H28ZM101 99V100H100ZM119 100H121L120 98H119ZM253 101H255V99H253ZM47 102V103H46ZM125 102V101H124ZM146 102H147V100L145 101V102H143L142 103V105L144 106V105H146V106H149V104L147 103L146 104ZM191 102H192V104H191ZM230 103V104H231ZM134 104V106H136V107H138L139 106V104H136V102H134L133 103ZM57 105H59V106H57ZM138 105V106H137ZM116 106V107H115ZM123 106L124 107H128L129 106V104H128V102L126 101V103H124L123 104ZM197 106V107H196ZM212 106V107H211ZM103 107V108H102ZM157 108H155V106H154V110H153V112L154 113H151V114H148L147 116H145L144 118H143V121L144 122H148V123H155L156 121H158L159 120V116H158V109L160 108V105L159 106H156ZM203 107V108H202ZM105 108H107V109H105ZM115 108V109H114ZM228 108H230V107H228ZM254 108V109H253ZM67 109V110H66ZM74 109V108H73ZM112 111H111V110ZM155 109L157 110V113L155 112ZM98 110V111H97ZM211 112V113H210ZM248 112V113H247ZM252 113V114H254L253 115V118L252 119H246L247 117L249 118V113ZM37 113V112H36ZM177 113H178V106H177V101L175 100V101H173V104H171V106H170V108H169V114H171L168 118H172V124H175L176 125V123H175V121H176V115H177ZM247 113V114H246ZM113 114L116 116H113ZM152 114H153V116H152ZM156 114V115H155ZM102 115V116H101ZM151 115V117H149ZM62 116V117H61ZM258 116V117H257ZM260 116V117H259ZM34 117V116H33ZM33 117L31 118V120H29V122L30 123H33V122H35V121H33ZM113 117V118H112ZM190 117L192 118L191 120H190ZM230 117H231V115H230ZM69 118H71L70 116H69ZM146 118H148V119H146ZM258 118V119H257ZM107 119V120H106ZM145 119H146V121H145ZM189 119V120H188ZM261 119V120H260ZM71 120V121H70ZM106 122V123H105ZM196 122V121H195ZM213 122H214V124H213ZM230 122H232V121H229V123ZM66 124V125H65ZM68 125V126H67ZM192 125V126H191ZM216 125V124H215ZM68 128H67V127ZM248 126V127H247ZM260 127V129H259V134L257 133V127ZM46 127V128H47ZM100 127V126H99ZM217 127H220V126H217ZM230 127V128H229ZM66 128V129H65ZM165 128V126L163 127V129ZM13 128H11L10 127V131L12 130ZM52 130V131H51ZM166 130H168L167 129V127H166ZM211 130V131H210ZM261 131V132H260ZM223 132V133H222ZM17 133V134H16ZM32 133H34V134H32ZM102 133V132H101ZM165 133V131L164 132H162V134H164ZM210 133V134H209ZM234 133V134H233ZM237 133V134H236ZM261 133V134H260ZM19 134H20V137H19ZM107 134V133H106ZM106 134H102V136H106ZM6 135V136H5ZM198 135V134H197ZM88 136L90 137V134H88ZM85 137L86 139H88L89 137ZM189 135H187V137H188ZM41 137L43 138L42 140H45V142H44V148H43V146L41 147L39 144H41V143H43V141L41 140ZM53 137V138H52ZM111 139H113V138H115L116 136L115 135H111V136H109ZM108 137V140L110 139ZM125 137V136H124ZM198 137L199 136H197V137H195L194 139L192 138L191 140H190V144H194L195 142H196V140H198L199 142H198V144L201 142L200 140H201V138L200 139H198ZM237 137V138H236ZM239 137V138H238ZM259 137V138H258ZM4 138V139H3ZM25 138V139H24ZM6 139V140H5ZM110 139V140H111ZM209 139V140H210ZM223 139V140H222ZM47 140V141H46ZM53 140V141H52ZM222 140V141H221ZM226 140V141H225ZM230 140V141H229ZM233 140V141H232ZM261 140V139H260ZM7 141V142H6ZM42 141V142H41ZM55 141V142H54ZM195 141V142H194ZM41 142V143H40ZM49 142L50 143H54V147L56 148L55 149V152H54V154H52V152L53 151H49V152H47L48 154H45V153H43L42 151H41V149H43V151L48 147V145L47 144H49ZM58 142V143H57ZM100 145H104V146H102V147H108L109 148V146L111 147V144H108V143H106V144H104L102 141H97ZM102 142V143H101ZM193 142V143H192ZM57 145H56V144ZM46 144V145H45ZM253 144V145H252ZM261 144V143H260ZM259 144V145H260ZM15 145V146H14ZM39 145V146H38ZM56 145V146H55ZM108 145V146H107ZM125 146H127V145H120V149L122 148V149H125L126 147ZM241 146V147H240ZM130 148H134L135 147V145H134V143L133 144H131V146H129ZM74 148H75V150H74ZM119 148V147H118ZM252 148V149H251ZM76 149L78 150V151H76ZM239 150H237V151H239ZM256 150V151H255ZM259 150V152H257ZM84 151V152H83ZM93 151V152H92ZM42 152V153H41ZM78 152V153H77ZM71 153V154H70ZM84 153H85V155H84ZM92 153V154H91ZM158 152H156V153H149L148 155H147V157L145 156V157H140L139 159H136V162H137V165L139 166V169L137 170V173L135 174V175H138V172H139V175H138V177L136 176V178H140V175L142 174L141 173V171H142V169H141V166H140V164H141V162H143V161H148L149 160V158H150V160L149 161H151L152 159V155H154L155 157H156V160L158 159V161H159V158H160V155H158L157 154ZM38 154H40V155H38ZM88 154V155H87ZM258 154V155H257ZM10 156V158L8 159V160H6V158L5 157H7V156ZM53 155V156H52ZM76 155V156H75ZM78 155V156H77ZM158 157H157V156ZM12 156V157H11ZM38 156V157H37ZM44 156V157H43ZM89 156V158H88V160H87V157ZM37 157V158H36ZM40 157V158H39ZM84 158V159H82V158ZM242 157V158H243ZM259 157L261 158V154L259 155ZM93 158V159H92ZM117 158V159H116ZM39 159V160H38ZM82 161H81V160ZM101 159V160H100ZM133 159V158H132ZM131 158H130V161H128V162H133V160H132ZM184 159H182V161H183ZM52 161V162H51ZM86 161V162H85ZM96 161H98V162H96ZM119 161H117V162H119ZM148 161V162H149ZM239 161V162H238ZM43 162V163H42ZM60 162V163H59ZM84 162V163H83ZM138 162H140L139 164H138ZM247 162V163H246ZM62 163V164H61ZM98 165H97V164ZM240 163V164H239ZM85 164V165H84ZM87 164H89V165H87ZM101 164L103 165V166H101ZM170 164H167L166 165V168L168 169V170H170V172H171V174H175V172L176 173H179L180 172V170L178 169V168H180L179 167V165L178 166H176V167H178V168H175V170H174V168H172V165H170ZM231 165V166H230ZM38 166V167H37ZM61 166V167H60ZM101 166V168H99V167ZM130 166H132V165H130ZM129 166V167H130ZM247 166V167H246ZM62 167H64V169H62ZM127 168V170H129L130 168ZM150 167V168H149ZM151 167H152V165H150V166H148V167H146V169H151ZM171 167V168H170ZM244 167H245V169H244ZM36 168V169H35ZM40 168V169H39ZM59 168V169H58ZM152 168H154V167H152ZM55 169V170H54ZM61 169V170H60ZM103 169V170H102ZM171 169H173V170H171ZM231 169V170H230ZM59 170V171H58ZM81 170V171H80ZM85 172H84V171ZM110 170V171H109ZM63 171V172H62ZM154 171V170H153ZM153 171H151V172H153ZM231 171V172H230ZM59 172V173H58ZM82 172V173H81ZM229 172V173H228ZM20 173V174H19ZM54 173V174H55ZM61 173V174H60ZM66 173V174H65ZM158 173V172H157ZM159 173H161V170H159ZM145 174H147V173H145ZM63 175V176H62ZM95 175H97V176H95ZM125 175H127V171L125 172ZM165 174H162L161 176L164 178V180H162V177L160 176V180L157 182V186H160V183H161V189H165L166 191L163 193V194H160V195H158V201H157V203L155 204V206L153 207V212L152 213H150L149 214V216H147L146 217V220H143L142 222H141V224L143 225V224H146L147 222H151V223H149V225L147 224V227L149 228V227H151L154 223V221H157V220H161V221H164L165 219V214H163V212H164V206L166 205V207L168 208V210L170 211L169 212V214H171V217H170V219H169V225L167 226L168 228H166V230H165V232H168V235L170 234L171 235V238H176V236L178 237L179 235L177 234L178 233V228H176L177 227V224H174L175 222L173 221V219L172 218H176V221H182L181 223H183L184 224V222L186 223H190V225H192L193 223H195V219L197 220V219H199V217H196L195 215V217H192L191 215H190V213L188 212V213H186L187 212V207H188V205H191V204H188L187 206H186V204H187V199L188 198H192V199H194L193 197H187V199H186V201L183 203V205H181V207L178 209V211H175V208L177 207V204H176V202H178L179 200H177V199H179L178 198V195L175 197V198H173L174 197V193H173V190H174V186H175V181H172V180H170V179H167L168 177L166 176H164ZM188 175H190V174H188ZM235 175V176H234ZM147 176H150V175H147ZM178 176V175H177ZM177 176H175V180H177L178 179V177ZM61 177H64V178H61ZM108 177V178H107ZM110 177V178H109ZM151 177H153V175H151ZM189 177V176H188ZM238 177V178H237ZM34 178V179H33ZM79 178V179H78ZM39 179V180H38ZM65 179V180H64ZM142 179H143V177L140 179V182L142 181ZM259 179V178H258ZM102 180V181H101ZM214 180H216V179H214ZM213 180V181H214ZM85 181V182H84ZM97 181V182H96ZM104 181V182H103ZM107 181V182H106ZM124 181V180H123ZM133 183L135 184L136 183V181L137 180H134L133 179ZM161 181V182H160ZM212 181V187H211V195H212V198H213V200L215 199V197L217 196V195H219V191H217L216 189H218V187H217V182H213ZM219 181H220V179H219ZM100 182V183H99ZM106 182V183H105ZM166 183L165 184V187H163V184L162 183ZM24 183V182H23ZM40 183H38L37 184V186L39 185ZM106 184V185H105ZM133 184V185H134ZM214 184V185H213ZM221 184H223V183H221ZM40 185H42V183L40 184ZM96 185H97V187H96ZM103 185V186H102ZM169 185V186H168ZM170 185H171V187H170ZM101 186H102V188H101ZM232 187V189H231V187ZM109 187V188H108ZM101 188V189H100ZM136 188V186H134V189ZM38 189L39 188H35L33 191H32V197L34 198V196L36 195L35 194V192H38ZM96 189V190H95ZM99 189V190H98ZM197 189V188H196ZM231 189V190H230ZM97 190H98V192H97ZM105 190V191H104ZM109 190V191H108ZM229 190V191H228ZM4 191V192H3ZM201 191H203V190H201ZM34 192V193H33ZM110 192V193H109ZM113 192V193H112ZM100 193V194H99ZM129 193V194H128ZM195 193V192H194ZM12 194V195H11ZM19 194V195H18ZM99 194V195H98ZM110 195V196H108V195ZM117 194V195H116ZM227 194V195H226ZM229 194V195H228ZM5 195V196H4ZM67 198L69 199V197L68 196H71V194L69 193V192H67ZM99 197H98V196ZM106 195L108 196V198H106ZM119 195H121V196H119ZM220 195H222V193H220ZM12 196H13V198H12ZM17 196V197H16ZM97 196V197H96ZM119 196V197H118ZM166 196V197H165ZM226 196V197H225ZM15 197V198H14ZM21 197V196H20ZM103 197H105V198H103ZM127 197V198H126ZM172 197V198H171ZM195 197V196H194ZM263 197V198H262ZM11 198V199H10ZM97 198H99V199H97ZM51 199V200H50ZM126 199V200H125ZM135 199V200H134ZM137 199V200H136ZM191 199V200H192ZM222 199V200H221ZM259 199V200H258ZM48 200V201H47ZM46 201L45 200H41L40 201V199H36L35 198V200H33V207L34 208H36V212L37 213H39V214H35V217H34V220H32V222H33V224L34 225H36L35 227L37 228V227H39V226H43L42 224H41V222H44L47 218V216H48V214H49V209H47L51 204V202H53L52 200H53V197L51 198H48ZM100 201V203H102V209H100L99 211H102L103 212V214L106 216V221H105V226H106V229H104V231L103 230H92V227H94L96 224H97V222H99L100 220H101V218H100V212L98 213V214H96L95 213V209L97 208V201ZM103 200V201H102ZM114 200H116V202L114 201ZM118 200V201H117ZM216 200V201H217ZM108 203H107V202ZM112 201V202H111ZM10 202V203H9ZM47 202V203H46ZM69 202H71V201H69ZM91 202V203H90ZM118 202V203H117ZM210 202V203H209ZM99 203V204H100ZM37 204V205H36ZM48 204V205H47ZM136 204V205H135ZM215 204V203H214ZM214 204H212V206H210L211 208L210 209H212L213 207H214ZM3 205H4V207H3ZM58 205V204H57ZM93 205V206H92ZM101 205V204H100ZM104 205H107V206H104ZM116 205V206H115ZM135 205V206H134ZM207 206L206 207H209V205H211V201L209 200V201H207V204H206ZM228 205V206H227ZM229 205H230V207H229ZM36 206V207H35ZM39 206H41L40 207V210H39ZM42 206H43V208H45V209H43L42 208ZM47 206V207H46ZM73 206V204L71 205V207ZM158 206V207H157ZM186 206V207H185ZM2 207V208H1ZM94 207H95V209H94ZM120 207H121V209H120ZM132 207V208H131ZM235 207V208H234ZM256 208H257V210H256ZM260 208V209H259ZM7 210V211H6ZM48 210V211H47ZM172 210H173V212H172ZM216 210V209H215ZM236 210V211H235ZM252 210V211H251ZM39 211V212H38ZM42 212V214H41V212ZM137 211V210H136ZM175 211V212H174ZM195 212H194V214H198L199 212H200V209L199 210H194ZM199 211V212H198ZM238 211H240L239 212V214L240 213H242V214H240L239 215V217H238V221H240V222H236V223H233L234 225H233V227H235V228H233V232L232 231H230L229 233H227V231H226V229H225V227L227 228V226H228V224H230L236 217H237V215L238 214H236ZM6 214H5V213ZM101 212V213H102ZM106 212V213H105ZM184 212V213H183ZM253 212H256V217L255 218H253L254 216L252 215L253 214ZM3 213V214H2ZM47 213V214H46ZM84 213V214H83ZM94 213H95V215H94ZM234 213V214H233ZM41 214V215H40ZM155 214V215H154ZM250 214H251V216H250ZM7 217H6V216ZM4 216V217H3ZM119 216V217H118ZM241 216V217H240ZM136 216L134 215H132L131 216V218H132V220H135L136 218H135ZM216 217H218V216H216ZM216 217H214V218H216ZM260 217L262 218L261 220H260ZM4 218V219H3ZM37 220H36V219ZM42 219V221H41V219ZM44 218V219H43ZM65 218V217H64ZM64 218H62L61 219V222H64V221H62V220H65ZM96 218V219H95ZM134 218V219H133ZM186 218H188V219H186ZM110 219V220H109ZM78 220L80 221V222H78ZM85 220V221H84ZM122 220H125V222H130L129 221V219H128V217H126V218H122ZM190 220V221H189ZM89 221V222H88ZM116 221V222H115ZM191 221H193V222H191ZM209 221H208V224L209 225H211L210 223H209ZM258 221H260V222H258ZM40 222V223H39ZM78 222V223H77ZM137 222V221H136ZM138 222H139V220H138ZM196 222H198V221H196ZM217 222V223H216ZM235 222V221H234ZM2 223L4 224V225H2ZM12 223V224H11ZM90 223V224H89ZM120 223V225L122 224V222H119ZM161 223H164V222H161ZM46 224V226H45V228L47 229V230H49L50 229V227H48V223H45ZM81 224V225H80ZM139 224V223H138ZM140 224V226L139 225H136L137 226V228L139 229V228H141L142 227V225ZM195 224H197V223H195ZM12 225V226H11ZM75 225V226H74ZM78 225H79V227H78ZM92 225V226H91ZM119 225V226H120ZM123 225V224H122ZM190 225H188V229H189V226ZM91 226V227H90ZM156 226H157V224L154 226L155 228H156ZM78 229H77V228ZM87 227V228H86ZM89 227V228H88ZM5 230H7V231H5ZM13 228V229H12ZM45 228L43 229V231L42 232H44V231H46L45 230ZM98 229H100V228H98ZM110 229V230H109ZM154 229V228H153ZM169 229V230H168ZM225 229V230H224ZM247 229V230H246ZM4 230V231H3ZM74 230H76V231H74ZM92 230V231H91ZM177 230V231H176ZM244 230V231H243ZM103 232V234H101L102 232ZM229 231V230H228ZM247 231V232H246ZM6 232V233H5ZM77 232V233H76ZM97 232V233H96ZM99 232V233H98ZM115 232H118L117 233V235L116 234H114ZM121 232H124V233H122L121 234V236H120V234L119 233H121ZM219 232V233H218ZM128 233H130V234H128ZM214 233V234H213ZM1 234H0V236H1ZM11 234V235H10ZM230 234V235H229ZM252 234V235H251ZM8 235V236H7ZM10 235V236H9ZM113 235H116V236H113ZM119 235V236H118ZM169 235V236H170ZM197 235H199V234H195V239L196 240H199L200 239V236L198 237ZM9 237V238H8ZM99 237V238H98ZM122 237V238H121ZM186 237H188V236H186ZM260 237V238H259ZM228 238H231V239H228ZM257 238H259V242L257 243ZM207 239H208V237H206V241H207ZM228 239V240H227ZM33 240V239H32ZM111 242H110V241ZM129 240V241H128ZM181 240H184V238H181L179 241H178V243H179V245H184V246H186V248L187 249H185L182 253H186V254H184L185 256H187L188 255V257H185L184 258V260L182 261L183 263H185L187 260H189V255H190V253L191 252H189V248H190V241H187L188 242V244H184L183 242H180ZM213 240H214V242H213ZM135 241V242H134ZM228 241H230V244L227 246L226 244H227V242ZM6 242V241H5ZM5 242H3L2 243V247L3 248H5L6 247V244H4ZM111 243V244H109V246H111V247H107V248H102L105 244H107V243ZM243 243V244H241V245H239L238 246V244L239 243ZM252 242V243H251ZM254 242V243H253ZM201 243L203 244V245H201ZM210 243V244H209ZM219 243H221V245L220 246H218L219 245ZM251 243V244H250ZM261 243V244H260ZM22 244L23 245H21V247L20 248H24V250H26L27 251V255L26 256H24V252H22L23 250L22 249H20L19 248V250H21L20 251V253L18 254V257L16 256V258H15V253L13 254V253H10V254H8V255H6V256H4L5 257V259H4V261L2 260V261H0V264H3V262H6V264H34L35 262H36V256L39 254V252L41 251V250H39V249H37L36 251H33L32 252V250H33V248H35V243H33V248L31 247V246H29V245H26V244H24V241L22 242ZM86 244V245H85ZM101 244V245H100ZM206 244V245H205ZM251 245V247L249 248V246L248 245ZM253 244V245H252ZM69 245V246H68ZM122 245V246H121ZM172 245V244H171ZM237 245V246H236ZM256 247H255V246ZM254 246V247H253ZM172 247V250L170 251V252H172V255H171V257L172 258H175L176 256H177V254H175L176 252L174 251V249L173 248H175V247H173V245L171 246ZM248 247V248H247ZM61 249V247H55L54 248V250H52V256L54 255V258L56 259V257L58 256V254H59V250ZM66 249V250H65ZM78 249V250H77ZM101 249V250H100ZM108 249L109 250V252H108V250L106 251V250ZM90 250V251H89ZM29 251V252H28ZM89 251V252H88ZM105 251V252H104ZM204 251V250H203ZM241 251H243V252H241ZM1 252V251H0ZM226 252V253H225ZM31 253V254H30ZM239 253V254H238ZM81 254V253H80ZM212 254V253H211ZM30 255V256H29ZM230 255H232V256H230ZM113 256V259L114 258H116V260H115V263L116 264H122L120 261H122V260H119L120 259V257H119V254H116L115 255V257H114V255H112ZM230 256V257H229ZM246 256V255H245ZM255 256V257H254ZM257 256V257H256ZM28 258V259H27ZM54 258H53V260H54ZM59 258H61V257H59ZM245 258V257H244ZM111 259H112V257H111ZM251 260V261H250ZM23 261V262H22ZM175 261L177 262V261H179L178 260V258H176L175 259ZM53 262V261H52ZM52 262H49V264H55V262L54 263H52ZM239 262H241V260L239 261ZM46 264V263H45ZM48 264V263H47ZM171 264H174V262H172ZM186 264V263H185Z\"/></svg>",
    "mask_w": 264,
    "mask_h": 264
}]
</instances>
